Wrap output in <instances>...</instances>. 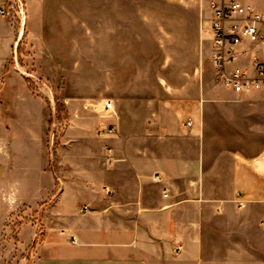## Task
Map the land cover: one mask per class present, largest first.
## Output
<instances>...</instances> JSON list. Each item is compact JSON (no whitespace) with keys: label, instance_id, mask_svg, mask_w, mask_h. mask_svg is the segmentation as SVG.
<instances>
[{"label":"rangeland","instance_id":"1","mask_svg":"<svg viewBox=\"0 0 264 264\" xmlns=\"http://www.w3.org/2000/svg\"><path fill=\"white\" fill-rule=\"evenodd\" d=\"M7 2L0 0V6ZM24 2L23 24L0 18V40L5 41L0 46V180L11 174L7 137L12 129L16 135L28 125L40 126L25 117L27 108L38 110L29 99L35 98L44 108L43 144L52 158L74 117L87 127L98 119L97 130L117 122L116 136L106 141L97 137L88 145L138 143L143 99L194 96L201 93L203 82L213 86L218 82L211 63L208 0ZM251 92L239 103L209 111L211 159L230 150L253 155L264 150V91ZM108 103L109 112L105 110ZM21 138L28 141L24 135ZM27 143L26 153L30 151ZM80 154L77 149L64 156L67 175ZM58 159L50 161V169L57 167ZM14 164L21 178L38 163L26 156ZM6 186L0 183V264H14L13 258L32 253L18 245L22 226L36 228L37 238H43L45 204L12 210L3 198L8 197ZM237 194L226 205V213L207 224L202 261L195 264H264V198L239 207ZM172 261L163 264H192ZM25 264L30 263L25 259Z\"/></svg>","mask_w":264,"mask_h":264},{"label":"crops","instance_id":"2","mask_svg":"<svg viewBox=\"0 0 264 264\" xmlns=\"http://www.w3.org/2000/svg\"><path fill=\"white\" fill-rule=\"evenodd\" d=\"M246 1L264 12V1ZM3 43L0 40V46ZM237 51L240 56L231 68L252 74L254 57L264 62L260 46L245 43ZM216 83L203 82L201 93L194 96L143 99L138 143L88 145L99 137L97 127L101 122L93 119L87 127L82 119L74 117L52 158L47 157L43 144L44 108L35 98L29 99L38 110L27 108L25 117L40 126L28 125L16 135L12 129L7 137L11 174L7 173L0 183L8 185V197L3 198L8 199L5 205L12 210L45 204L43 238H37L36 228L22 226L18 245L24 250L30 248L32 253L26 258H13L14 264H25V259L30 264L202 261L206 226L226 213V205L234 200L236 192L243 196L245 206L264 198V150L253 155L236 149L210 158L209 111L217 105L239 103L248 95ZM18 114L23 116L21 110ZM188 122L190 126H186ZM116 124L109 125L118 132ZM22 135L28 138V153ZM106 146L112 148V166L105 162ZM77 149L81 158L75 160L67 175V160L63 158ZM26 156L38 164L20 178L14 162ZM56 156L58 169H50L49 163L55 162ZM156 174L163 176L162 183L153 182ZM105 187L114 193L107 194ZM164 189L169 192L167 199L163 198ZM73 237L77 243L72 242Z\"/></svg>","mask_w":264,"mask_h":264},{"label":"built area","instance_id":"3","mask_svg":"<svg viewBox=\"0 0 264 264\" xmlns=\"http://www.w3.org/2000/svg\"><path fill=\"white\" fill-rule=\"evenodd\" d=\"M25 8L24 0H8L0 6V18L17 20L23 24L26 18ZM208 10L211 14V63L217 81L236 93L264 91V62L261 59L254 57L252 74L238 67L231 68L240 56L237 51L240 45L250 43L263 46L264 50V12L246 0H208ZM110 109L111 104L108 103L105 110L109 112ZM190 125V122L186 124ZM116 134L115 126H102L98 132L103 139ZM105 151V162L112 166L115 161L112 148L106 146ZM153 182L162 183L163 176L156 174ZM105 191L108 194L114 193L108 187H105ZM163 198H169L167 189L163 191ZM237 203L239 207L245 204L240 193L237 194ZM84 210L88 211V208L84 207ZM72 242L77 243L76 238L73 237Z\"/></svg>","mask_w":264,"mask_h":264}]
</instances>
